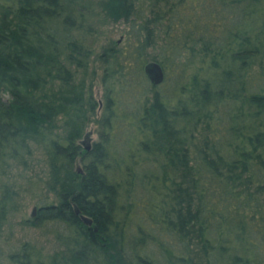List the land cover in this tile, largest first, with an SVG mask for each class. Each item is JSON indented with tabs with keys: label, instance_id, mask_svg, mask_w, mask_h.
I'll return each mask as SVG.
<instances>
[{
	"label": "trees",
	"instance_id": "1",
	"mask_svg": "<svg viewBox=\"0 0 264 264\" xmlns=\"http://www.w3.org/2000/svg\"><path fill=\"white\" fill-rule=\"evenodd\" d=\"M108 3L131 31L102 54L104 131L87 151L99 104L77 79L95 33L80 0H0V176L40 138L60 202L31 224L65 226L63 253L24 244L11 263L264 264V0ZM150 61L176 72L172 94L149 96Z\"/></svg>",
	"mask_w": 264,
	"mask_h": 264
},
{
	"label": "rangeland",
	"instance_id": "2",
	"mask_svg": "<svg viewBox=\"0 0 264 264\" xmlns=\"http://www.w3.org/2000/svg\"><path fill=\"white\" fill-rule=\"evenodd\" d=\"M80 10L95 28V33L90 41L93 53L89 65L86 70L78 71L77 79L86 81L87 87L91 88L93 98L99 104L96 112L91 115L82 136L77 140L83 149L87 150V145L92 149L97 142L101 141L104 131L102 77L106 63L103 61L102 54L110 47H123L127 44L131 22L124 19L117 20L111 15L108 0H80ZM237 17L240 18V15ZM158 51L159 49L150 50L149 53L152 55ZM175 77V71L165 70L164 81L160 85L151 87L149 96H153L155 91L163 94L169 87L172 94L175 85L174 83L171 85V82H174ZM62 124L61 119L58 125L62 126ZM117 126L114 149L122 158L128 136L124 128ZM64 131L63 128L58 129L57 132L64 133ZM31 148L33 156L30 165H13L6 174L0 176V208L7 203L6 214L4 218L0 217V264H12L10 257L21 253L24 244H28L44 261L65 250L64 244L58 240L56 234V231L65 230L64 225L57 222H47L40 226L31 224L32 220L41 214L40 210L44 206L56 205L60 202L58 194L52 188L50 163L40 138L31 140ZM130 162L131 160L128 161ZM83 166L84 163L78 159L75 168L83 170ZM7 194L9 199L5 200L4 196Z\"/></svg>",
	"mask_w": 264,
	"mask_h": 264
},
{
	"label": "water",
	"instance_id": "3",
	"mask_svg": "<svg viewBox=\"0 0 264 264\" xmlns=\"http://www.w3.org/2000/svg\"><path fill=\"white\" fill-rule=\"evenodd\" d=\"M144 72L147 75L148 79L151 81V83L155 86L160 85L165 79V70L159 62L156 61L148 62L144 67ZM90 150H91L90 146L87 145V151ZM78 170L82 172L81 169ZM75 213L77 215H80L81 219L86 225L92 226L93 220L89 216L83 215L81 213V210L77 206H75ZM34 215H35V211L33 212V216Z\"/></svg>",
	"mask_w": 264,
	"mask_h": 264
}]
</instances>
